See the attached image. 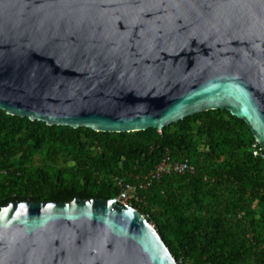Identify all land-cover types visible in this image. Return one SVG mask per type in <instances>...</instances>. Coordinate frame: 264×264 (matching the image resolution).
<instances>
[{"label": "water", "instance_id": "water-1", "mask_svg": "<svg viewBox=\"0 0 264 264\" xmlns=\"http://www.w3.org/2000/svg\"><path fill=\"white\" fill-rule=\"evenodd\" d=\"M0 110L131 133L210 110L264 160V0H0ZM0 264H177L116 198L0 209Z\"/></svg>", "mask_w": 264, "mask_h": 264}, {"label": "trees", "instance_id": "trees-1", "mask_svg": "<svg viewBox=\"0 0 264 264\" xmlns=\"http://www.w3.org/2000/svg\"><path fill=\"white\" fill-rule=\"evenodd\" d=\"M247 124L210 110L131 133L47 126L0 110V209L15 201L118 197L150 222L177 264H264V160ZM258 146V144H256ZM193 172L138 185L165 159Z\"/></svg>", "mask_w": 264, "mask_h": 264}, {"label": "built area", "instance_id": "built-area-1", "mask_svg": "<svg viewBox=\"0 0 264 264\" xmlns=\"http://www.w3.org/2000/svg\"><path fill=\"white\" fill-rule=\"evenodd\" d=\"M257 144V143H256ZM253 145V156H258L262 152V148L258 145ZM187 172H193V167L189 166L187 163H175L170 162L167 158L161 162L153 171L144 176L138 189L147 188L152 184L153 181L158 180L163 174L177 173L185 174ZM135 189L132 186H126L122 188L116 200L122 205L131 206L132 201H138V198L134 195Z\"/></svg>", "mask_w": 264, "mask_h": 264}]
</instances>
